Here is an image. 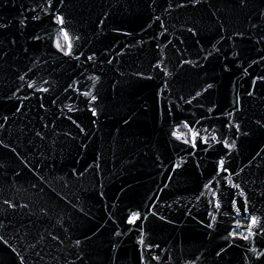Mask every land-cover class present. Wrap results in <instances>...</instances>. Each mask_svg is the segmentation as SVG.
I'll return each mask as SVG.
<instances>
[{"label": "water", "instance_id": "water-1", "mask_svg": "<svg viewBox=\"0 0 264 264\" xmlns=\"http://www.w3.org/2000/svg\"><path fill=\"white\" fill-rule=\"evenodd\" d=\"M0 25V264H264V0H0Z\"/></svg>", "mask_w": 264, "mask_h": 264}, {"label": "snow or ice", "instance_id": "snow-or-ice-1", "mask_svg": "<svg viewBox=\"0 0 264 264\" xmlns=\"http://www.w3.org/2000/svg\"><path fill=\"white\" fill-rule=\"evenodd\" d=\"M57 19H58V22H59V23L63 24V19H62V18L58 17ZM0 27H4V25H0ZM36 39L38 40L39 37L37 36ZM64 39H65L66 41H69V43H68V50L65 51V50L61 47V45H60L59 43L56 44V47H57L58 50L63 51L65 55H71V54H72V53H71L72 44H71V41H70L69 35H68V33H67L66 31L64 32ZM89 59H91V57H89ZM21 79H23V77H21ZM261 79H264V78H261ZM30 87H31V85H30ZM211 87H212V85L209 84V85H208V88H211ZM41 90H42V91H47V89H41ZM206 90H207V89H206ZM249 94L251 95V93H249ZM84 95H85V96H88L89 94H88V93H84ZM197 95H199V93H198ZM92 99L95 100V97H93ZM189 103H190V101H189ZM92 114L95 116V115H96V112L93 110V113H92ZM184 127H185V128H188L189 125H188L187 123H185V124H184ZM189 131L191 132V141H190L189 139H186V138H185V139H183V143H185V144H189V143H191V147L195 148V147H197L196 140H197V137L199 136V133L193 131V130L190 129V128H189ZM173 136H175L177 140H180V139H181V136H180V135H177L175 132L173 133ZM213 139H216V137H213ZM204 142L206 143V140H205ZM226 146H227V145H226ZM220 168H221V170H225V169H224V163H223V161H220ZM216 206L219 207L220 205L217 204ZM137 218H139V217H138V214H133V218L129 220V223H134V222H135V219H137ZM256 223H257V221L253 218V219L251 220V224H252V225H256ZM209 227H211V225H209ZM117 235H119V233H117ZM247 238H248V237H246V236L243 237V239H245V240H247ZM78 243H79V242H78ZM141 243H143V241H141ZM261 255H264V254H261ZM258 258H259V257H258Z\"/></svg>", "mask_w": 264, "mask_h": 264}, {"label": "trees", "instance_id": "trees-1", "mask_svg": "<svg viewBox=\"0 0 264 264\" xmlns=\"http://www.w3.org/2000/svg\"><path fill=\"white\" fill-rule=\"evenodd\" d=\"M59 42H60L62 48L64 49V48H65V44H64L63 37H62L61 35H59ZM179 131H181V132H185V133L188 132V130H187L184 126L180 127V128H179Z\"/></svg>", "mask_w": 264, "mask_h": 264}, {"label": "flooded vegetation", "instance_id": "flooded-vegetation-1", "mask_svg": "<svg viewBox=\"0 0 264 264\" xmlns=\"http://www.w3.org/2000/svg\"><path fill=\"white\" fill-rule=\"evenodd\" d=\"M182 133H184L186 139H189L190 140V133L189 132H187V133L182 132Z\"/></svg>", "mask_w": 264, "mask_h": 264}]
</instances>
